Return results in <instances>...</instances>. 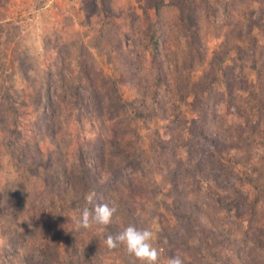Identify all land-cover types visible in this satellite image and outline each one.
Instances as JSON below:
<instances>
[{"label":"rangeland","instance_id":"374dc122","mask_svg":"<svg viewBox=\"0 0 264 264\" xmlns=\"http://www.w3.org/2000/svg\"><path fill=\"white\" fill-rule=\"evenodd\" d=\"M145 2L0 0V264H140L104 244L130 224L157 264H264V2L211 0L193 36L166 6L154 63ZM84 163L104 166L107 227H76Z\"/></svg>","mask_w":264,"mask_h":264},{"label":"trees","instance_id":"16d2710c","mask_svg":"<svg viewBox=\"0 0 264 264\" xmlns=\"http://www.w3.org/2000/svg\"><path fill=\"white\" fill-rule=\"evenodd\" d=\"M254 2L261 3L264 2V0H254ZM169 5L178 7L180 12L183 14L184 28L190 34V36H193L195 35L194 31H195V27L197 26V12L200 8L204 7L203 5H211V0H146L142 8L143 21H144L143 38L144 41L146 42L150 54L149 55L151 58L150 60L153 63L158 60L159 57L158 51L162 39V36L158 30L157 21L160 18L162 9ZM251 20H252L253 29L263 34L264 17L262 15V12L258 10H253L251 15ZM157 78L160 79L158 76ZM258 80L260 85L263 80V76L261 73L258 75ZM208 88H209L208 83L202 84L201 87L199 88V91L198 93H196V97L193 103V107L195 109L198 107L199 104L201 105L203 99L205 98V93L207 92ZM250 95H251L250 103H253L252 107L262 109L264 104L259 97L260 91L256 90L255 86H253ZM13 126L16 127V125ZM103 169L104 166L100 168H95L94 166L88 165L86 163L80 165L79 168H72L70 172H72L74 179L77 182L76 196H73L75 203H79L80 205L89 204L86 201V196L91 193H94L95 195L94 189H99L102 186V180L100 177L98 178L97 176L100 174V172ZM92 171L96 172L97 174L96 177L93 174L91 175ZM94 203H96V197L93 198L92 203H90V207L91 204ZM79 247L80 248L78 249H82L83 252H85L83 246H79ZM66 250H67V244H66ZM77 256H78V250L77 248H73L71 261H70L71 264H78L77 263L78 260H76Z\"/></svg>","mask_w":264,"mask_h":264},{"label":"clouds","instance_id":"9594fccd","mask_svg":"<svg viewBox=\"0 0 264 264\" xmlns=\"http://www.w3.org/2000/svg\"><path fill=\"white\" fill-rule=\"evenodd\" d=\"M94 193L86 196L87 203H92ZM118 208L112 202L96 203L93 208L87 206L81 210L80 218L76 221L77 229H90L93 224L109 226L113 223ZM154 234L148 227L138 228L134 224L126 226L116 234H108L104 244L108 249L124 246L127 253L133 256L140 264H157L159 250L153 243ZM167 264H184L181 254L170 257Z\"/></svg>","mask_w":264,"mask_h":264}]
</instances>
